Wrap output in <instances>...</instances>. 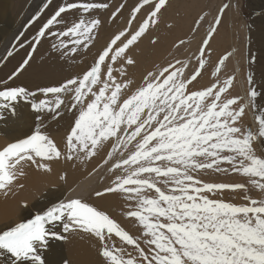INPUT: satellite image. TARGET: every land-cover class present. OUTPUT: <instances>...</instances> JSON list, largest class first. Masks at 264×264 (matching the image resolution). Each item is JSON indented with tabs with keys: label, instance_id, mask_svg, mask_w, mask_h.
<instances>
[{
	"label": "snow or ice",
	"instance_id": "snow-or-ice-1",
	"mask_svg": "<svg viewBox=\"0 0 264 264\" xmlns=\"http://www.w3.org/2000/svg\"><path fill=\"white\" fill-rule=\"evenodd\" d=\"M143 2L149 4L150 0ZM166 3L167 0H156L154 10L138 31L114 50L112 61L121 57L145 33ZM106 7V4L95 3H70L60 7L40 29L36 42L39 43L46 29L59 23L57 18L66 10L82 8L87 12ZM139 11L140 7L134 9L133 19ZM216 23L219 24V20ZM98 24V20L90 23L80 20L61 35L71 33L76 38L75 45H80L91 39L90 34ZM124 35L121 32L111 44L115 45ZM204 43L207 44V40ZM110 51H113L111 45L82 78H70L60 86L41 91L45 96L56 97L55 109L64 104L60 94H71L69 107L79 105V116L66 138L68 159L78 151L91 157L98 146L113 137L112 153L135 141V150L115 165L116 168L127 166L124 169L127 175L118 177L115 187L106 191L127 192L129 199L136 201V209L128 216L136 218L143 228L145 247L106 213L80 199H72L54 204L27 223H19L0 233V250L7 251L18 261L46 264L40 249L47 246L49 237L64 238L49 231L47 225L60 223L65 232L79 229L98 238L103 245L100 254L110 264H264V199L246 195L247 203L242 205L213 199L208 194L216 196L226 189L247 191V188L244 184L204 182L198 177V173L205 170L227 172L229 169L221 167L226 163L231 171L249 177L253 187L264 191V157L257 155L253 148L258 138H264V115L256 118V132L245 130L240 121L246 105L241 104L239 98L224 95L233 80L228 79L219 87L188 93V84L195 81L200 72L190 79H181L183 67L172 71L164 68L158 75L150 73L152 79L146 86L121 101L122 87L126 85L115 81L110 66L107 79L101 78V65L109 58ZM27 63L25 60L24 64ZM127 63L133 61L128 59ZM200 66L203 67V60ZM165 73L168 74L165 76ZM98 84L103 86L93 92V86ZM89 93L94 98L85 106L84 99ZM30 95L35 94L23 87L2 90L0 101L4 103L0 107H12L19 98L27 100ZM255 95L252 91L251 97ZM52 105V101L40 100L31 107L36 112L45 108L51 112ZM61 155L55 142L39 130L8 143L0 149V190L8 188L18 173L23 174L18 169L22 161H30L50 172V164L44 161L58 160ZM113 234L133 246L137 255L122 247L109 246L106 241Z\"/></svg>",
	"mask_w": 264,
	"mask_h": 264
},
{
	"label": "rangeland",
	"instance_id": "rangeland-1",
	"mask_svg": "<svg viewBox=\"0 0 264 264\" xmlns=\"http://www.w3.org/2000/svg\"><path fill=\"white\" fill-rule=\"evenodd\" d=\"M33 1L8 0V6L5 11L8 16L0 21V46L6 39L11 37L10 34L14 32V30H11L12 27L14 29H20L14 33L11 43H9L4 56L0 59V91L23 87L28 92L35 94L34 96L30 95L27 100L19 98L12 106L15 108L14 112L12 111V107H0V121L5 123L1 126L2 129L1 127L0 129L5 133H16L19 128L15 127L18 120H13V116L18 114L19 117L22 116L29 120V126H26L29 135L39 130L54 142L58 138L55 144L62 155L58 160L44 161V163L50 164L52 169L50 172L39 170L37 165L30 161H23L27 167L34 165L32 169L33 172L31 173L32 184L35 185L34 188L36 190L34 191L36 192L38 189L39 192L37 191L38 194H36V196L26 201H20V198L23 196L20 193H16V196H14L15 194L12 195V197L18 198H15L18 205H14V208L15 206L16 208L13 211L17 212L20 216H18L20 219L19 223H27L34 219L37 214H41L48 208L46 207L39 210L35 208L36 210L32 209L30 211L28 210L29 206H34L33 204L43 199L48 202L51 198L47 195L52 194L51 192L58 189L62 190L65 195V193L71 190L81 178L91 174L93 171L97 172L99 170V172L101 171L98 174L101 178L99 181L101 184L98 185V183L92 192L85 191L84 196L86 198L82 201L106 213L111 219L118 223L123 230L127 231L134 238L139 239L141 247H145L143 243V228L139 225L136 218L128 216L130 211L136 209V201L134 199H129V193L127 192L106 191L109 187H115L117 177H124L127 175L124 171L127 166L123 165L121 168L116 169L115 166H113V168L111 167V169H109L111 171L108 170L107 173H103L102 171L104 170V161L109 157V153H112L115 137L98 146L95 150V155H93L94 157H84L85 153L78 151L72 153V159H68L66 138L70 129L74 126L75 120L79 116V105L75 108L69 107L72 103L71 94L67 96L60 94L61 99L64 100V104H62L59 109H55L54 100L56 97L53 94L45 96L41 89L60 86L70 78H82V76L98 61L99 55L111 45L113 51L109 52V58H106L104 64L101 65L102 79H107L106 72L109 66L113 70V77L117 83H123L124 81L122 80H127L128 76L131 77L138 71V68H141L140 80L129 84L121 83L122 85H126V87H122L121 101L135 94L139 88L146 86V83L152 79V77L149 76L150 73L158 75L164 68H169V71H172L181 68L183 65L185 67H183L184 73L181 79H190L191 75L200 71V75L197 79L191 84H188L186 89L188 93L199 90L202 91L209 87H219L223 85L225 80L233 78L232 86L224 95L229 98H239L241 104L246 105L247 109L245 107L244 118L242 117L240 126L245 130L251 129L253 132H256L258 129L256 118L264 115V0H167L166 6L157 14L158 16L154 18L155 22L151 23L145 33L139 37L134 44L130 45L125 53L115 61L110 59V57L114 55V50L118 46H122L123 43H126L127 39H130L131 35L138 31L141 24L148 19L151 11L154 10L156 0H150L149 4H144L143 0H41L42 2L38 5V9L36 8L31 17L27 18L32 4L31 2ZM70 3H76L78 5L85 3L106 4L107 7L94 8L87 12L82 8L66 10L61 14V17L57 18L59 23H54L49 29H46L45 35L40 37L39 43H37L36 37L43 25L47 23L60 7H66ZM178 5L180 7H176ZM137 7H140V11L135 13V18L133 19V11ZM176 8L180 9L175 11ZM8 18L11 19L9 23H7L6 20ZM232 19L233 21H231ZM80 20H84L85 23L98 20V25L102 31L99 32L100 36L97 35V37L95 35V28H97V26L92 30L94 35L90 34L92 39H86L80 45H75L74 41L76 38L73 37L71 33L68 36L61 35L62 32L67 31L68 28L72 27ZM217 20H219V24L216 23ZM215 23L216 25H213ZM236 24L238 26L241 25L240 31L242 33L238 32V28L240 29V27H237ZM242 26H244L243 29L246 34L242 31ZM230 28L232 29L231 32ZM213 29H215V31H212ZM2 30H5V35L10 32V34H7L9 37L2 35ZM121 32H124L125 35L121 36V39L117 41L115 45H112L111 41L115 39L117 35H120ZM205 32H207L206 36ZM53 33H55V35ZM222 33L227 34L230 39L227 40V37ZM235 33L238 34L239 37L241 36L240 39L236 37L238 35ZM217 35L224 40L222 41L223 43L220 44L221 48L220 46H212V41L211 43L209 42V40H212ZM198 37L199 39H197ZM207 39V44H205L204 41ZM237 39L241 42L239 43ZM148 45L150 47H148ZM139 46L140 49H138ZM74 47L76 48L75 52L72 51ZM135 47L136 49H133V51L132 48ZM232 47L234 48L233 51ZM237 48L238 50L240 49L241 52L237 51ZM233 52H239L241 57L243 55L244 62L239 56V58H237L238 62L236 61L234 64L235 59L232 55ZM8 53H11V55H8ZM218 54L219 56H217ZM189 56L190 61L188 58L186 59V57ZM29 57L31 58L29 59ZM223 58L225 60L228 58L231 59L233 64H228L231 60L228 59L225 61ZM128 59H131L133 63L128 64ZM135 59H137V61H135ZM141 59L143 61L139 63ZM25 60H28L26 65L24 64ZM192 60L194 62H192ZM201 60H203V67L200 66ZM240 60L243 63H240ZM223 62L227 63L229 67ZM223 66H226V68ZM234 68L236 70H234ZM121 70L123 71V75H121ZM185 70L188 72L186 73ZM167 74L168 73H165V76ZM160 79L162 80L163 77ZM234 82L239 83L235 84ZM241 84L243 86H241ZM238 85H240V88ZM102 86V84L93 86L92 91L98 92L99 88ZM241 87H244L246 91ZM252 91L256 93L255 98L251 97ZM243 97H249L247 98L248 101L245 102V98ZM93 98L92 94L89 93L84 99L85 106L87 103L91 102ZM40 100L52 101L53 111L49 112L46 108L40 112L34 111L31 107L32 103H38ZM0 103L2 104L4 101H0ZM247 103L249 105H247ZM6 126L11 128V130ZM7 144L8 142L6 140L4 147ZM253 148L257 155L264 157V138H258L253 143ZM119 149L123 150L120 156L124 154V156H126L124 159H126L128 155L135 150V141L126 148L119 147ZM121 162L122 161H119L118 163ZM221 167L229 169V171L214 172L212 170H205L198 173V177L202 181L209 183L244 184L247 191L226 189L216 196L208 194L210 198L221 199L224 202L236 205L246 204L247 201L244 199L246 195L252 199H264V191L253 187L250 184L249 177L231 171V166L226 163L222 164ZM96 172L92 174L95 175ZM48 173H50L51 176L53 175L57 180V186H53L52 183H54V180L52 179L53 182L50 186H45L48 184L43 185V190L41 189L43 188L42 186L41 188H37L40 187L41 183L39 177H41L42 174L48 176ZM7 192L9 193V191ZM97 192H101L103 195L97 196ZM151 194L155 195L154 192ZM10 221H12V219ZM1 224L3 223H0V226ZM47 228L49 231H54L64 238L57 240L54 237H49L47 246L40 249V253L45 259L46 264H110V261L100 254L103 245L94 235L79 229L65 232L60 223L47 225ZM106 242L109 246L114 245L116 249L122 247L133 256L137 255L133 246L123 243L114 234ZM82 244L84 247H82ZM74 247L75 249H72ZM92 247L93 249H91ZM74 250H77V252ZM3 252V255H6L5 257H8V255H10V257L12 256L7 251L0 250V253ZM78 259L81 260V262ZM17 261L15 257L12 258V264H31L30 261Z\"/></svg>",
	"mask_w": 264,
	"mask_h": 264
},
{
	"label": "bare ground",
	"instance_id": "bare-ground-1",
	"mask_svg": "<svg viewBox=\"0 0 264 264\" xmlns=\"http://www.w3.org/2000/svg\"><path fill=\"white\" fill-rule=\"evenodd\" d=\"M33 1V0H32ZM40 2H42L41 0H34L33 2H31L32 4H31V7H30V11L28 12V15H27V18H30L31 17V15L33 14V12L35 11V9L38 7V5L40 4ZM115 5V4H114ZM116 5H117V2H116ZM181 5H182V3H181ZM7 6H8V0H0V21H2V20H4V18L6 17V16H8V15H6L7 14V12H5L6 11V9H7ZM113 7V6H112ZM176 7H180L179 5L178 6H176ZM181 8H182V6H181ZM38 9V8H37ZM178 9H180V8H176L175 9V11L177 10L178 11ZM111 11V10H110ZM167 11V10H166ZM181 11V10H180ZM191 11V10H190ZM217 12V11H216ZM211 15V14H210ZM158 16V15H157ZM213 16V15H212ZM239 18V17H238ZM161 19H163V18H161ZM202 19V18H201ZM237 19V18H236ZM240 19V18H239ZM7 20V23H9L10 22V18H8V19H6ZM169 20V19H168ZM172 20V19H171ZM105 21V20H104ZM107 21V20H106ZM231 21H233V19L231 20ZM240 21V20H239ZM169 22V21H168ZM238 22V21H237ZM240 22H242V21H240ZM11 24V23H10ZM25 24H26V22H25ZM226 24V23H225ZM233 24V23H232ZM238 24V23H237ZM236 24V26L237 27H240V26H238ZM213 25H216V23L215 24H213ZM223 25V24H222ZM228 25H230V24H228ZM227 25V26H228ZM234 25V24H233ZM242 25H243V23H242ZM6 26V25H5ZM202 27V26H201ZM243 27L244 26H242V29H243ZM227 28H229V27H227ZM231 28H232V26H231ZM230 28V32L232 31V29ZM96 29V36L97 35H99V32L101 31V29H100V27H99V25H97V28H95ZM216 29V28H215ZM225 29V28H224ZM224 29H222V30H224ZM233 29H234V27H233ZM235 29H237V28H235ZM11 30H14V32L12 33V34H10V32L9 33H7V34H10L11 35V37H9V36H7V34L5 35V30H2L1 31V33H2V35H5V36H7V37H9L8 39H6L4 42H3V44L0 46V59L4 56V54H5V52H6V49L8 48V45H9V43H11V39H12V37H14V33L15 32H17V31H19L20 29L18 28H13L12 27V29ZM222 30H220L221 32H223ZM241 27H240V29L238 28V32L240 33L241 31ZM236 31V30H235ZM243 32H244V29L242 30ZM246 31V30H245ZM95 32V31H94ZM102 32V31H101ZM217 32V31H216ZM215 32V33H216ZM176 33V32H175ZM200 33H202V32H200ZM206 33L207 32H205V36H206ZM225 33H227V32H225ZM237 33V32H236ZM235 33V34H236ZM242 33V32H241ZM245 33V32H244ZM92 35H94L93 33H91ZM108 34V33H107ZM198 34V33H197ZM223 34V33H222ZM246 34V33H245ZM151 35V34H150ZM202 35V34H201ZM220 35V34H219ZM219 35H217V36H215L213 39H212V37H211V39L212 40H209V42L211 43V41H212V43H211V45L213 46H215V47H219L220 46V44L221 43H223L222 41H224V40H222L221 38H220V36ZM224 36H226L227 37V40L228 39H230L228 36H227V34H223ZM236 35H238V34H236ZM100 36V35H99ZM167 36V35H166ZM98 37V36H97ZM155 37V36H154ZM203 37V36H202ZM236 37H239V35L238 36H236ZM241 37V36H240ZM240 37H239V39H240ZM153 38V37H152ZM208 38V37H207ZM92 39V38H91ZM197 39H199V37L197 38ZM210 39V38H209ZM224 39V38H223ZM226 39V38H225ZM2 40V39H1ZM94 40V39H93ZM141 40V39H140ZM149 40V39H148ZM201 40V39H200ZM238 40V39H237ZM207 41H208V39H207ZM14 42V41H13ZM169 42V41H168ZM195 42V41H194ZM227 42V41H226ZM225 42V43H226ZM233 42V41H232ZM232 42H229V43H232ZM235 42V41H234ZM238 42H239V40H238ZM241 42V41H240ZM239 42V43H240ZM97 43V42H96ZM170 43V42H169ZM196 43V42H195ZM168 44V43H167ZM226 44H228V43H226ZM234 44V43H233ZM194 45V44H193ZM192 45V46H193ZM199 45V44H198ZM225 45V44H224ZM88 46V45H87ZM86 46V47H87ZM96 46V45H95ZM95 46H93V47H95ZM98 46V45H97ZM100 46V45H99ZM210 46V45H209ZM243 46V45H242ZM138 47V46H137ZM144 47V46H143ZM148 47H150L149 45H148ZM203 47V46H202ZM222 47H223V45H222ZM234 47V46H233ZM232 47V48H233ZM90 48V47H89ZM220 48H221V46H220ZM135 50L136 49V47L135 48H132V50ZM138 49H140V46H139V48ZM137 49V50H138ZM133 50V51H134ZM141 50H142V48H141ZM216 50V49H215ZM234 50V48L232 49V51ZM236 50V49H235ZM139 51V50H138ZM237 51H240V49L238 50V48H237ZM242 51H243V49H242ZM241 52V51H240ZM244 53V52H243ZM168 54V53H167ZM166 54V55H167ZM170 54V53H169ZM180 55V54H179ZM227 55V54H226ZM233 57H234V59H235V61H234V64L236 63V61L238 62V60H237V58H239V52L237 53V52H233ZM231 55V56H232ZM90 56V55H89ZM88 56V57H89ZM148 56V55H147ZM217 56H219V54L217 55ZM132 57V56H131ZM162 57V56H161ZM214 57V56H213ZM232 57V58H233ZM143 58V57H142ZM163 58V57H162ZM188 58V60H189V58H190V56L189 57H186V59ZM193 58V57H192ZM219 58V57H218ZM240 58H242V61L244 60L243 59V55H242V57L240 56ZM133 59V58H132ZM224 59V58H223ZM229 59V58H228ZM228 59H226V60H228ZM140 60V59H139ZM225 60V59H224ZM225 60V61H226ZM229 60H231V59H229ZM1 61V60H0ZM84 61V60H83ZM135 61H137V59H135ZM143 60L141 59V61L139 62V63H141ZM185 61V60H184ZM190 61V60H189ZM214 61V60H213ZM216 61V60H215ZM241 61V60H240ZM240 62V63H243V62ZM75 62V61H74ZM192 62H194L193 60H192ZM220 62H222V61H220ZM233 61L231 60V61H229V63L228 64H233L232 63ZM217 63V62H216ZM223 63H225V62H223ZM137 64V63H136ZM226 65H227V63H225ZM223 65V64H222ZM228 66V65H227ZM237 66V65H236ZM244 66H245V64H244ZM82 67V66H81ZM162 67H163V65H162ZM182 67H185V66H183L182 65ZM224 68H226V66H223ZM229 67V66H228ZM238 67V66H237ZM236 68V67H235ZM234 68V70H236ZM239 69H240V67H239ZM192 70V69H191ZM223 70V69H222ZM229 70V69H228ZM138 71H139V74H138ZM138 71H136V73L134 74V75H132L131 77H129L128 76V79L127 80H122V81H124L123 83L124 84H129V83H131V82H135V81H137V80H140L141 79V68H138ZM212 71V70H211ZM220 71V70H219ZM231 71H232V69H231ZM242 71V70H241ZM185 72H186V70H185ZM188 72V71H187ZM186 72V73H187ZM200 72V71H199ZM249 72V71H248ZM250 73V72H249ZM226 74V73H225ZM217 75V74H216ZM219 76H220V74H219ZM224 76H228V75H224ZM221 77V76H220ZM218 79V78H217ZM216 79V80H217ZM232 80H233V78H232ZM203 81V80H202ZM226 81V80H225ZM234 81H235V79H234ZM121 82V81H120ZM243 82V81H242ZM246 82V81H245ZM122 83V82H121ZM122 83V84H123ZM206 83V82H205ZM235 83V82H234ZM237 83V82H236ZM235 83V84H236ZM239 83V82H238ZM237 83V84H238ZM21 84V83H20ZM234 84V85H235ZM239 86V88H240V85H238ZM241 86H243L242 84H241ZM43 87V86H42ZM241 88H243V89H245L244 87H241ZM200 91V90H199ZM240 91V90H239ZM245 91H246V89H245ZM250 92V91H249ZM241 94V93H240ZM243 94V93H242ZM247 94V93H246ZM236 95V94H235ZM232 96H234V95H232ZM231 96V97H232ZM243 96V95H242ZM243 98H245V97H243ZM247 98H249V97H247ZM247 98H245L244 100H245V102L246 101H248V99ZM254 100V99H253ZM258 101V100H257ZM1 104V103H0ZM246 104V103H245ZM247 105H249L248 103H247ZM251 107V106H250ZM246 109H247V107H246ZM17 112V111H16ZM27 115V114H26ZM14 118H13V120L14 119H16V121L18 120V123H17V125H15V127H19L18 128V131L16 132V133H14V134H9V133H5V132H3L1 129H2V125H4L5 123L4 122H2V121H0V127H1V129H0V136L2 137H0V149L2 148V147H4V145L6 144V140H7V142L8 143H11V142H14V141H17L18 139H23V138H26L29 134H28V131H27V128H26V126L28 125V123H29V120L27 119V118H23L22 116H18V114H16L15 116H13ZM244 118V117H243ZM242 119V118H241ZM12 120V121H13ZM254 120V119H253ZM9 121H11V120H9ZM247 122V121H246ZM254 123H255V121H254ZM29 126V125H28ZM254 126H256V125H254ZM5 127V126H4ZM6 127H8V126H6ZM9 128V127H8ZM30 128V127H29ZM251 128V127H250ZM10 130H11V128H9ZM6 130V129H5ZM13 130V129H12ZM129 131V133L131 132V129H129L128 130ZM56 139V138H55ZM57 140H58V138H57ZM56 140V141H57ZM55 141V142H56ZM57 143V142H56ZM60 144V143H59ZM115 144V143H114ZM121 148V147H120ZM99 149H100V147H99ZM122 151L123 150H121V149H119L118 148V150L116 151V152H114V153H112V155L111 156H109L105 161H104V165H103V169L104 170H102L103 171V173H107L108 172V170L109 169H111V167L113 168V166H115L119 161H122L126 156H124V154H123V156H120V154L122 153ZM97 152V151H96ZM99 153V152H98ZM125 153V152H124ZM128 155V154H127ZM85 157V156H84ZM94 157V156H93ZM37 161H39V158H37ZM88 161V160H87ZM26 162V161H25ZM79 165V164H78ZM110 165V166H109ZM80 166V165H79ZM34 168V165H31V166H29V167H27L24 163H23V161L21 162V164L18 166V169H19V172H22L23 174L22 175H20L19 173L17 174V177H16V179L14 180V182L8 187V188H6V189H3V190H0V223H3V224H1V226H0V232H2V231H5V230H7V229H9V228H11V227H14V226H16L17 224H19V215H18V213L17 212H14L13 210L16 208V206L18 205V203H16L17 201L15 200V198L14 197H12V195H14V196H16L17 194L16 193H20V194H22L23 196L20 198V201H22V200H24V201H26V200H29L31 197H34V196H36V194H38V192H39V190L37 189V191L35 192L34 190H36L34 187H35V185L34 184H32V176H31V173L33 172L32 171V169ZM99 168V167H98ZM102 168V167H101ZM76 169V168H75ZM115 169H116V167H115ZM39 170H40V168H39ZM42 170V169H41ZM44 171V170H43ZM74 171V170H73ZM109 171H111V170H109ZM93 172H96V171H93ZM92 172V173H93ZM101 172V171H100ZM99 172V170L95 173V175L94 174H89V175H87V176H85L84 178H81V180H79V182H77V184H75V186H73V188L71 189V190H69V191H67L66 193H65V195H64V193L62 192V190H60V189H58V190H56V191H54V192H51L52 194H48L47 196H50V200L47 202L46 200H42V201H38L36 204H33L34 206H29V208H28V210H32V209H34V210H36L35 208H37V210H39V209H44V208H46V207H51V206H53L54 204H58L59 202H68V201H70L71 199H80V200H84V198H86L85 196H84V193H85V191L86 192H92V190H94V187H96V185L99 183V181H100V177L98 176V174L100 173ZM46 173V172H45ZM49 175L47 176V175H45V174H42V176L41 177H39L40 178V180H41V183H40V187H37V188H41V186L43 187V185H45V184H48V185H45L46 187L47 186H50V184L53 182V180H54V183H52L53 184V186H57L56 185V183H57V180L53 177V175L51 176L50 175V173H48ZM33 175V174H32ZM35 176V175H34ZM237 176V175H236ZM36 177V176H35ZM34 177V178H35ZM230 177V176H229ZM38 178V179H39ZM118 178V177H117ZM36 179V178H35ZM53 179V180H52ZM37 181V180H36ZM36 181H35V183H36ZM101 184V182L98 184V185H100ZM37 185V184H36ZM38 186V185H37ZM52 186V185H51ZM252 188V187H251ZM9 189V190H8ZM42 190L44 189V187L43 188H41ZM7 191H9V193L7 192ZM20 191V192H19ZM22 191V192H21ZM257 192V191H256ZM18 197V196H17ZM20 197V196H19ZM44 197V196H43ZM16 199H18V198H16ZM115 201V200H114ZM31 202V201H30ZM37 204H39V205H37ZM14 205H16L15 206V208H14ZM117 205V204H116ZM40 206H43V207H40ZM112 206V205H111ZM29 213V212H28ZM19 216V217H18ZM121 217V216H120ZM12 219V221H10ZM116 219V218H115ZM133 225V224H132ZM82 232V231H81ZM80 232V233H81ZM83 237V236H82ZM81 238V237H80ZM96 238V237H95ZM87 240V239H86ZM79 241V240H78ZM100 241V240H99ZM80 242V241H79ZM81 243V242H80ZM79 243V244H80ZM74 246V245H73ZM81 246V245H80ZM92 246V245H91ZM90 246V247H91ZM101 246V245H100ZM77 247V246H76ZM82 247H84L83 246V244H82ZM86 247V246H85ZM90 247H89V249H90ZM88 248V247H87ZM72 249H75V247L74 248H72ZM78 249H79V246H78ZM84 249V248H83ZM91 249H93V247L91 248ZM74 251H76L77 252V250H74ZM83 251V250H82ZM81 252V251H80ZM83 253V252H82ZM92 253V252H91ZM4 252L3 253H0V264H12V258L10 257V255H8V257H5L4 255ZM76 254V253H75ZM85 254V253H84ZM74 256V255H73ZM78 256V255H77ZM86 256V255H85ZM98 256V255H97ZM71 257V256H70ZM82 257V256H81ZM82 258H84V257H82ZM87 258V257H86ZM91 258V257H90ZM89 258V259H90ZM73 259V258H72ZM75 260V259H74ZM79 260V259H78ZM103 260V259H102ZM77 261V260H76ZM80 262H81V260H79ZM18 262V261H17ZM87 262V261H86ZM90 262H91V259H90ZM14 264V263H13ZM82 264H84V263H82ZM87 264V263H86Z\"/></svg>",
	"mask_w": 264,
	"mask_h": 264
},
{
	"label": "water",
	"instance_id": "water-1",
	"mask_svg": "<svg viewBox=\"0 0 264 264\" xmlns=\"http://www.w3.org/2000/svg\"><path fill=\"white\" fill-rule=\"evenodd\" d=\"M41 3V2H40Z\"/></svg>",
	"mask_w": 264,
	"mask_h": 264
}]
</instances>
